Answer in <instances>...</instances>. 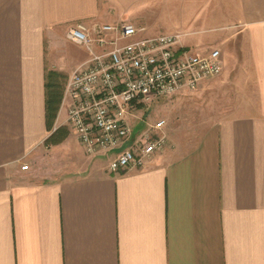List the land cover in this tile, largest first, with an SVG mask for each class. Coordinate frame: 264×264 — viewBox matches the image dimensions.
I'll return each instance as SVG.
<instances>
[{
    "label": "crops",
    "instance_id": "0c3cea01",
    "mask_svg": "<svg viewBox=\"0 0 264 264\" xmlns=\"http://www.w3.org/2000/svg\"><path fill=\"white\" fill-rule=\"evenodd\" d=\"M125 5L172 24L126 20ZM186 13L226 20L214 47L222 71L199 84L192 103L206 112L186 111L188 89L139 104L133 134L117 151L146 132L168 142L143 167L112 171L114 153L89 155L68 125L67 80L90 57L68 29L135 26L121 43L189 37L196 16L187 25ZM66 42L80 52H67ZM50 71L65 79L54 118ZM161 98L170 99L164 113ZM153 101L156 120L152 108L146 121ZM161 119V130L150 128ZM0 264H264V0H0Z\"/></svg>",
    "mask_w": 264,
    "mask_h": 264
},
{
    "label": "built area",
    "instance_id": "2783aa9c",
    "mask_svg": "<svg viewBox=\"0 0 264 264\" xmlns=\"http://www.w3.org/2000/svg\"><path fill=\"white\" fill-rule=\"evenodd\" d=\"M118 33L112 39L106 35ZM131 24L77 22L68 29L67 38L84 46L90 54L87 62L71 73L66 94L71 98L68 125L89 155L112 152V171L143 167L168 140L164 133L146 132L143 140L117 151L133 134V110L141 103L182 90H196L199 84L222 71V53L213 48L206 53L183 44L185 33L127 40L137 34ZM99 49V50H98ZM165 120L150 125L161 130ZM28 170L29 165H22Z\"/></svg>",
    "mask_w": 264,
    "mask_h": 264
},
{
    "label": "rangeland",
    "instance_id": "374dc122",
    "mask_svg": "<svg viewBox=\"0 0 264 264\" xmlns=\"http://www.w3.org/2000/svg\"><path fill=\"white\" fill-rule=\"evenodd\" d=\"M141 9L142 10H145V9H148V8H145L143 9V7H145L143 4L140 5ZM124 11H128L124 14L125 15V19L126 20H129L133 17H136L138 16L140 18V20H142V24H144V26H148L152 29H156L157 27H160V26H167V25H170L172 24L171 23V19L168 18L166 15H160V14H157V15H154V14H151L149 11H145L144 13H142L141 10H138L137 9V6L133 8H130L127 7V5H125V8H123V12ZM180 16V15H178ZM178 16L177 15H174L172 18H174V23L175 24H178L180 23V20L178 19ZM196 15H192V14H185L183 17H184V21L183 23L189 25L191 22H192V19H194ZM218 16V17H217ZM223 17L221 15H214V14H208V13H204V14H199L196 16V18L194 19L195 22L191 23V25L189 27L186 26L185 28L186 29H189V30H195L194 34L187 37L188 36V33H185V32H182V33H185V38H184V42L186 40V38H188L189 40H187V42H192L193 43L191 44L193 47L192 50H196L198 47H196V44L199 45V49H202L201 51L203 50H209V49H213L214 47L218 46L220 47L221 44H222V41L220 39V35L222 33H225V30H227L226 28L224 29V27H220L218 28L219 25L221 24H224L225 23V19H222ZM195 43V44H194ZM64 48L65 50L68 52L70 50H76V51H79L80 52V46L74 44V43H71V42H66L65 45H64ZM197 90V89H196ZM196 91L194 90V93L192 95H194L191 100L187 101L188 105L186 106L185 105V108H186V111H191V113H195V110L196 109H199L203 115V113L206 112V110L202 109L201 107L199 108H196L193 103V101H195V98L197 96L196 95ZM165 99L161 98L159 99V104L162 105V106H159L161 108V113H164V111H166V104H168V102H170V99H166V101H164ZM200 101H204V98L200 99ZM152 103V102H151ZM191 103V104H190ZM204 103H206L204 101ZM165 105V106H164ZM194 106V107H193ZM150 107V108H149ZM149 107H146V110H145V115L142 116L144 120L148 121L147 117H146V114L148 112H150L152 110V108L154 109L156 106H155V101H153V105L150 106L149 104ZM155 110V109H154ZM153 112V111H152ZM198 112V111H197ZM209 112V111H208ZM157 112L155 110V112L152 114L151 116V120H156V117H157ZM143 126V123L140 122L137 126H136V129L138 131L141 130Z\"/></svg>",
    "mask_w": 264,
    "mask_h": 264
},
{
    "label": "trees",
    "instance_id": "16d2710c",
    "mask_svg": "<svg viewBox=\"0 0 264 264\" xmlns=\"http://www.w3.org/2000/svg\"><path fill=\"white\" fill-rule=\"evenodd\" d=\"M47 112L54 118L59 110L63 93V81L56 72L50 71L47 74Z\"/></svg>",
    "mask_w": 264,
    "mask_h": 264
}]
</instances>
